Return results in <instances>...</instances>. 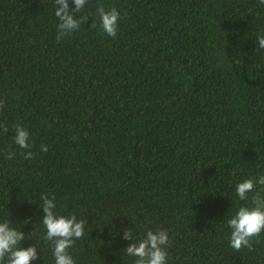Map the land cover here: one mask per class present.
Instances as JSON below:
<instances>
[{"label":"trees","instance_id":"trees-1","mask_svg":"<svg viewBox=\"0 0 264 264\" xmlns=\"http://www.w3.org/2000/svg\"><path fill=\"white\" fill-rule=\"evenodd\" d=\"M101 6L121 13L115 39ZM57 7L0 0V222L30 234L31 264H55L44 194L57 215L86 221L75 264H134L124 249L157 229L167 264H264V231L236 251L227 224L264 195L259 184L245 201L235 191L264 175V4L86 0L59 43ZM18 125L28 150L14 142Z\"/></svg>","mask_w":264,"mask_h":264},{"label":"clouds","instance_id":"clouds-1","mask_svg":"<svg viewBox=\"0 0 264 264\" xmlns=\"http://www.w3.org/2000/svg\"><path fill=\"white\" fill-rule=\"evenodd\" d=\"M75 7H69V0H55L58 7L55 10V16L58 18L57 25V42H61L65 37L78 30L82 18H74L85 7L86 0H72ZM264 4V0H259ZM96 12L100 18V26L104 33L115 39L119 29L121 13L115 7L105 9L103 6L98 7ZM259 47L264 49V34L257 36ZM4 101L0 100V108ZM5 132L8 131L7 125L3 126ZM30 133L22 126H16L14 142L21 149L28 150L32 147L29 143ZM40 150L48 151L46 145H41ZM24 159L34 157L32 151L22 153ZM15 153L9 152L7 159H12ZM264 185V175L258 179H245L236 186V194L241 201L249 199L248 193L253 192L254 187ZM42 203L40 207L44 212L42 224L46 228L45 239L50 241L53 249L55 264H75L74 259L69 253V249L74 245L75 240L84 236L86 221L77 219L74 214L68 216L57 215L55 196L49 198L47 194L40 197ZM228 227L231 228L230 247L236 251L242 248L251 250L252 241L264 231V195L259 192L251 196V206H241L236 214L227 221ZM22 231L10 227V221L0 222V264L7 260V264H31L32 261L40 257L37 252V246L21 247V241L30 238ZM124 240L132 241L133 235L130 228L123 230ZM170 240L167 231L157 229L155 232L148 230L143 239L137 242H131L124 252L135 257L134 264H167Z\"/></svg>","mask_w":264,"mask_h":264}]
</instances>
